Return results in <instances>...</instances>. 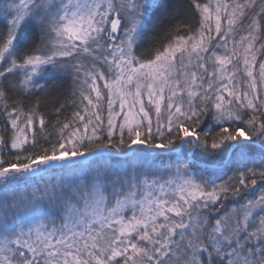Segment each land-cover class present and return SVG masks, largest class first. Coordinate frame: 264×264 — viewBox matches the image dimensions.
Here are the masks:
<instances>
[{
  "label": "snow or ice",
  "instance_id": "obj_1",
  "mask_svg": "<svg viewBox=\"0 0 264 264\" xmlns=\"http://www.w3.org/2000/svg\"><path fill=\"white\" fill-rule=\"evenodd\" d=\"M0 264H264V0H0Z\"/></svg>",
  "mask_w": 264,
  "mask_h": 264
},
{
  "label": "trees",
  "instance_id": "obj_2",
  "mask_svg": "<svg viewBox=\"0 0 264 264\" xmlns=\"http://www.w3.org/2000/svg\"><path fill=\"white\" fill-rule=\"evenodd\" d=\"M183 4L186 6L188 3V0H182ZM187 12V8H182L180 15L181 17H184ZM190 19V16L188 17ZM148 45H145V48H147ZM71 89H72V82L70 78H65L63 80V83L60 85V87L55 91L50 93L46 98H42V105L41 107L44 108L46 111H53L54 107L57 106L59 103H65L68 102L70 96H71ZM165 161L167 158H164Z\"/></svg>",
  "mask_w": 264,
  "mask_h": 264
}]
</instances>
